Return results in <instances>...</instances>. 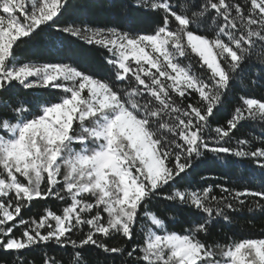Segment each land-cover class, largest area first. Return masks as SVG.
Here are the masks:
<instances>
[{
  "label": "snow or ice",
  "instance_id": "1",
  "mask_svg": "<svg viewBox=\"0 0 264 264\" xmlns=\"http://www.w3.org/2000/svg\"><path fill=\"white\" fill-rule=\"evenodd\" d=\"M68 6L0 0V252L15 264H30L23 250L50 245L71 251L43 264H91L88 249L119 264H264V238L208 239L213 226L233 222L230 213L264 214V146L246 148L247 139L231 146L241 122L264 121V99L240 96L226 126L210 120L264 54V0H137L159 18L149 33L60 29L109 53L103 79L64 61L17 64V42L55 27ZM257 66L258 79L248 83L264 85V59ZM16 84L60 95L12 103L7 93ZM230 157L258 165L260 190L177 186L208 159L235 167ZM249 197L259 199L249 205ZM49 198L62 206L24 218L33 201ZM156 200L193 209L195 219L171 230L177 216L153 210Z\"/></svg>",
  "mask_w": 264,
  "mask_h": 264
},
{
  "label": "trees",
  "instance_id": "2",
  "mask_svg": "<svg viewBox=\"0 0 264 264\" xmlns=\"http://www.w3.org/2000/svg\"><path fill=\"white\" fill-rule=\"evenodd\" d=\"M59 23L42 32L35 39L24 38L14 46V55L17 57L16 63H48V62H68L75 64L85 72L94 75L95 78L103 79L110 75V65H107L105 57L109 55L103 48L89 45L84 40L78 39L62 32L65 26H88L92 28H112L120 30H131L133 32L149 33L158 22V16L146 8L137 7V0H69L67 10L57 18ZM35 35V34H34ZM195 57L193 58L195 62ZM264 59V54H257L253 60L257 65ZM257 65H250L245 68L242 79L233 83L225 95L222 105L214 110L211 120L212 127L226 126L231 118L234 109L241 105L240 96L257 99H264V85L250 84L249 81L257 80V73L260 68ZM196 71L203 72L198 66ZM15 83V82H14ZM60 95L57 89H25L18 84L10 87L7 98L10 102L16 103L17 97L26 100H35L38 97L46 101L55 102ZM4 109L0 108V113ZM236 139H247L249 145L246 148L264 146V121L250 120L241 122L234 130L231 146H236ZM211 157V154H208ZM236 162L233 168L224 169L217 166L212 159L194 165L195 171L189 170L191 175L181 181L177 186L184 190H199L201 187L213 185L214 192L220 194V189L215 184L222 183L224 186H231L233 190H260L261 180L260 169L251 159L230 157ZM244 175V180L237 179ZM231 177V179H229ZM255 177V178H254ZM179 179V178H178ZM249 205L253 200L259 198H247ZM62 206L61 202L54 201H33V206L22 211L25 219L37 218L44 214L45 208L57 210ZM150 207L161 216H177L175 221H169L171 230L183 231L195 217L192 215L193 209L185 206H175L174 210L169 207V202L163 200L153 201ZM234 220L232 223L220 222L213 226L208 237L210 242H228L229 238H264V214L260 212H249L243 209L236 213H230ZM19 219V218H17ZM15 223V222H12ZM19 234L20 229H16ZM77 236L80 234L77 233ZM118 246V242H115ZM71 249H61L59 246H36L22 251L23 258L30 264H43L46 256H54L57 260H67ZM86 257L91 264H119L117 257L115 262L105 257L99 250L88 249ZM0 262L15 264L13 254L0 252Z\"/></svg>",
  "mask_w": 264,
  "mask_h": 264
}]
</instances>
